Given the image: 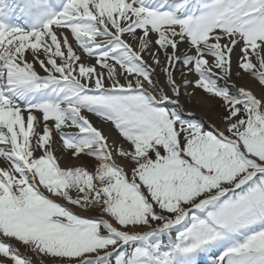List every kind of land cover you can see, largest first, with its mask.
I'll return each mask as SVG.
<instances>
[{
    "label": "snow or ice",
    "instance_id": "1",
    "mask_svg": "<svg viewBox=\"0 0 264 264\" xmlns=\"http://www.w3.org/2000/svg\"><path fill=\"white\" fill-rule=\"evenodd\" d=\"M208 256L264 264V0H0V264Z\"/></svg>",
    "mask_w": 264,
    "mask_h": 264
},
{
    "label": "bare ground",
    "instance_id": "2",
    "mask_svg": "<svg viewBox=\"0 0 264 264\" xmlns=\"http://www.w3.org/2000/svg\"><path fill=\"white\" fill-rule=\"evenodd\" d=\"M240 83H244L241 81ZM246 87H250V85H245ZM255 91V89H253ZM257 94H259L257 92ZM186 100L188 102V110L193 112L195 115H198L202 117L204 120H206L209 124H217L219 125V121L217 122L214 115V110H212L211 107V100L206 99L204 95H202L200 92L193 93L190 97H186ZM222 128L223 126L220 125ZM73 164H78V161L69 159L67 161V165L64 161H61V166H71ZM81 164V162H79Z\"/></svg>",
    "mask_w": 264,
    "mask_h": 264
},
{
    "label": "rangeland",
    "instance_id": "3",
    "mask_svg": "<svg viewBox=\"0 0 264 264\" xmlns=\"http://www.w3.org/2000/svg\"><path fill=\"white\" fill-rule=\"evenodd\" d=\"M198 92H200V93H202V95H204V96H206V94H204L201 90H197ZM210 100V99H209ZM211 107H212V110H214L213 112H214V115H216V116H214L215 117V119H216V121L218 122L219 121V117L223 114V109L220 107V105L218 104V103H212L211 102ZM196 117H198L199 119H201L206 125H210L209 123H207L202 117H200V116H198V115H195ZM218 126H220V124L218 125ZM81 158V160L82 161H84L88 166H86L85 164H83V163H81L82 165H84V166H86L87 168H88V170H92V168H93V165L95 164V160H94V158H92V159H88V158H86L85 156H81L80 157ZM76 161H78V164H79V162H81L79 159L78 160H76ZM80 164V165H81ZM23 249H21V252L23 253ZM29 255V258H31V255L30 254H28Z\"/></svg>",
    "mask_w": 264,
    "mask_h": 264
}]
</instances>
